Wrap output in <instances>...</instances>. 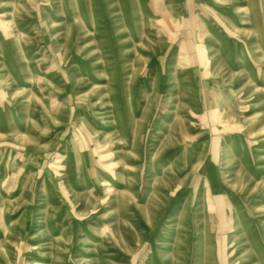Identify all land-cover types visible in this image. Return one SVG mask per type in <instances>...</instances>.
<instances>
[{
	"label": "rangeland",
	"instance_id": "rangeland-1",
	"mask_svg": "<svg viewBox=\"0 0 264 264\" xmlns=\"http://www.w3.org/2000/svg\"><path fill=\"white\" fill-rule=\"evenodd\" d=\"M0 264H264V0H0Z\"/></svg>",
	"mask_w": 264,
	"mask_h": 264
}]
</instances>
